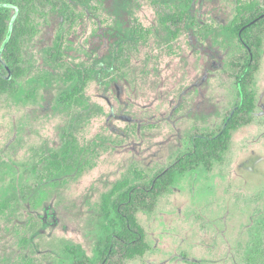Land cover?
I'll return each mask as SVG.
<instances>
[{"label":"rangeland","instance_id":"1","mask_svg":"<svg viewBox=\"0 0 264 264\" xmlns=\"http://www.w3.org/2000/svg\"><path fill=\"white\" fill-rule=\"evenodd\" d=\"M64 1L76 14L71 27L35 2V31L21 52L25 74L0 96V264H69L66 245L94 259L102 195L117 180H134L133 169L153 177L193 134L221 127L237 100L230 64L243 49L223 30L234 0ZM7 10L10 28L16 12ZM173 12L182 16L170 23L176 38L159 21ZM134 22L145 36L131 41ZM59 31L56 60L47 51ZM261 38L252 121L231 132L220 161L185 172L151 209L136 211L149 249L124 264H264ZM117 41L123 49L109 65ZM78 64L95 75L84 100L68 103L64 74ZM0 74L7 76L3 60ZM68 134L79 167L53 173L49 161Z\"/></svg>","mask_w":264,"mask_h":264},{"label":"trees","instance_id":"2","mask_svg":"<svg viewBox=\"0 0 264 264\" xmlns=\"http://www.w3.org/2000/svg\"><path fill=\"white\" fill-rule=\"evenodd\" d=\"M16 1L5 0L4 4H0V61H4L7 69V76L0 74V96L14 91L17 82L25 74L22 45L25 38L35 31L32 14L37 11L35 2L42 0H20L18 3ZM44 1L59 13L63 24L71 27L76 14L66 1ZM9 6H13L16 12L10 28L7 24ZM181 18V14L173 12L160 15L159 21L167 28L172 38H176L178 28L170 26V23H178ZM223 30L237 41L243 49V54L239 60L230 64L236 69L234 82L237 100L223 118L221 127L193 134L190 146L180 151L170 165L159 170L153 177L148 178L141 170L133 169L134 180L142 182H135L129 177L117 180L101 197L102 232L96 244L94 259L89 258L79 245H66L64 250L69 264H124L126 260L141 257L149 249V245L144 229L136 218V211L151 209L156 199L173 186L185 172L198 166L209 168L213 161H220L228 148L231 132L252 121L255 94L250 86L259 67L261 35L264 32V0H234V15L230 22L223 26ZM62 36L59 31L47 51L51 59L61 58ZM144 36L145 29L141 24L134 22L129 40L134 41ZM113 47L109 65H115L114 61L123 49L122 41H117ZM94 75L95 68L91 65L78 64L67 67L64 79L70 85L61 94V99L68 103H81L84 100L85 85ZM49 167L53 173L78 169L74 142L70 134L65 138L62 152L52 154ZM147 178L148 181H145ZM5 204L2 201L0 206Z\"/></svg>","mask_w":264,"mask_h":264}]
</instances>
